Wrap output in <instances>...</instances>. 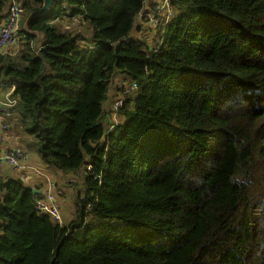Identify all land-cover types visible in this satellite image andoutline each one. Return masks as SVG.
I'll return each mask as SVG.
<instances>
[{
	"label": "trees",
	"instance_id": "obj_1",
	"mask_svg": "<svg viewBox=\"0 0 264 264\" xmlns=\"http://www.w3.org/2000/svg\"><path fill=\"white\" fill-rule=\"evenodd\" d=\"M148 2L58 0L0 54L35 153L85 168L62 225L0 174V264H264V0H170L152 44L130 36ZM115 77L136 89L107 110Z\"/></svg>",
	"mask_w": 264,
	"mask_h": 264
},
{
	"label": "built area",
	"instance_id": "obj_2",
	"mask_svg": "<svg viewBox=\"0 0 264 264\" xmlns=\"http://www.w3.org/2000/svg\"><path fill=\"white\" fill-rule=\"evenodd\" d=\"M22 1L12 0L9 4L6 16L0 23V54L9 53L15 55L16 51L8 52L9 46H13L18 37L19 19L22 14ZM148 13L149 26L151 30H155L163 22L166 24L173 17L170 0H157L154 10ZM156 44L153 43L152 46ZM2 87H9L4 101H0V169L8 167L12 169L25 170L29 166H25L27 160V152L20 147H8L5 145V137L7 131L11 126V120L14 116L17 100L13 99L10 95L13 86L9 83H1ZM116 86L125 93H132L136 89L134 83L123 82L118 80ZM120 105V101L115 103V109ZM34 169V168H32ZM38 175H41L46 183V189L43 192L35 194L33 201V209L40 215H48L58 225H62L60 205L58 197L55 194L54 183L41 171L35 170Z\"/></svg>",
	"mask_w": 264,
	"mask_h": 264
},
{
	"label": "rangeland",
	"instance_id": "obj_3",
	"mask_svg": "<svg viewBox=\"0 0 264 264\" xmlns=\"http://www.w3.org/2000/svg\"><path fill=\"white\" fill-rule=\"evenodd\" d=\"M156 1L157 0H149V2L146 3V7H147L146 9H149L148 12H152L154 10ZM59 5L58 4L55 5L54 11L59 12ZM147 14L148 13L146 12H142L140 15L143 23H145L143 26L144 31L136 33L135 30H132L130 33V36L143 39L144 41H147L149 44H152V41L156 38L155 36L156 30H155V34L153 30L151 29L148 30L147 26L149 25V17L147 16ZM22 24L23 23H22V14H21V17L19 19V26L21 27ZM14 44L17 45L15 49L18 50L17 40L15 41ZM11 47L9 46L8 52L13 51V48ZM118 80H119L118 77H115L114 81L109 84L108 96H107L106 101L103 102V108H106L109 104H111L117 98V96H115L114 86L116 85V82ZM19 120H20V115L15 114L14 121L16 124L15 123L13 124V122L11 123V126L7 132V135L9 134L11 138L9 140V138L7 137V144L12 145L8 147H20L24 149L27 152L28 157L30 158L33 155H35V151L33 148V142H34L33 134L31 132L26 131L23 127H21L22 125L19 124ZM13 144H16V146ZM39 164H40L39 168L41 170H44L45 164L41 160H39ZM49 169L52 172L55 171V172L60 173L59 175L55 174L56 178H61V179L65 178L66 181L68 180L72 181L71 183H68V182L65 183V180H63L59 187H55V194L57 195L58 198H61V201L63 202L60 216H61L63 224H66L74 216V206H73L74 195L77 193L82 194L84 192L83 175H84L85 168L84 167L80 168L78 171H76L77 173L64 172L62 170H59L53 167ZM12 170L14 171L15 169H12ZM14 173H16V171H14ZM19 174H22L21 171L19 172ZM73 174H76V175H73ZM9 175H10L9 177H13L11 172H9ZM35 175H37V177L39 178L42 177L41 175H38L37 173H35Z\"/></svg>",
	"mask_w": 264,
	"mask_h": 264
},
{
	"label": "crops",
	"instance_id": "obj_4",
	"mask_svg": "<svg viewBox=\"0 0 264 264\" xmlns=\"http://www.w3.org/2000/svg\"><path fill=\"white\" fill-rule=\"evenodd\" d=\"M147 7H145V11L144 12H148L149 9H146ZM6 10L3 12V15L5 14ZM141 17V16H140ZM2 18V17H1ZM1 18H0V23H1ZM138 24L141 23V19L139 18L137 20ZM54 23H57L60 25L61 27V30L63 31H67V32H72L74 31L75 29H78L79 28V23L77 22H73V21H69L67 18H62L61 20L59 18H57ZM137 33V31H135ZM37 39H39V37L37 36ZM18 40V39H17ZM17 45L14 44L11 48H13V51L16 50L15 47ZM5 95H6V91L3 89V88H0V101H4V98H5ZM110 105L109 104L107 106V108L105 109H109L110 108ZM15 116V114H14ZM14 116L11 120V123L13 122V124L15 123L14 121ZM106 119L107 121H111V119H113V115H107L106 116ZM16 124V123H15ZM106 124V123H105ZM8 132V131H7ZM7 137L11 138V136L8 134H6V137H5V145L6 146H12V145H8L7 144ZM16 146V144H13ZM39 160H41L39 158V156L35 153V155H33L32 157H28L27 156V160H26V163L25 166H29L27 169L25 170H21V169H15L14 171H16V173H14V171L12 170V168H8V167H3L0 169V174L3 175V176H10L9 175V172H11V174L13 175V177H16V178H19L21 180H23V182L28 186L30 187L32 190H35L38 192H43L45 191L46 189V183H45V180L44 178H39L37 177V175H35L36 171L35 170H38V171H41L43 172L53 183L55 182L56 186H60V184L62 183L63 180H65V178H56V175H59L60 173L58 172H55V171H51L49 169V167H47L45 165V169L44 170H41L39 167H40V164H39ZM31 168H34V169H31ZM18 171V172H17ZM21 171L22 174H19V172ZM35 172V173H34ZM56 174V175H55ZM68 182V183H71L72 181L71 180H68L66 181L65 180V183ZM58 202H59V205H60V211H61V208H62V201H61V198H58Z\"/></svg>",
	"mask_w": 264,
	"mask_h": 264
},
{
	"label": "water",
	"instance_id": "obj_5",
	"mask_svg": "<svg viewBox=\"0 0 264 264\" xmlns=\"http://www.w3.org/2000/svg\"><path fill=\"white\" fill-rule=\"evenodd\" d=\"M58 0H42V4L40 9L31 12L27 19L24 21L23 23V29L26 32H30L29 30H27V26L29 24V22L35 18H41L42 16H44L48 11H50V9L54 6V4L57 2ZM34 194H37V191L33 190Z\"/></svg>",
	"mask_w": 264,
	"mask_h": 264
}]
</instances>
